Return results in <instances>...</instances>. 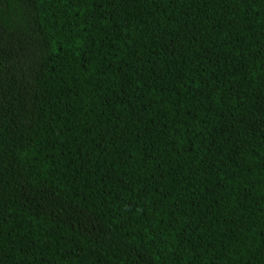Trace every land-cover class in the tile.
Instances as JSON below:
<instances>
[{
    "label": "trees",
    "instance_id": "trees-1",
    "mask_svg": "<svg viewBox=\"0 0 264 264\" xmlns=\"http://www.w3.org/2000/svg\"><path fill=\"white\" fill-rule=\"evenodd\" d=\"M0 264H264V0H0Z\"/></svg>",
    "mask_w": 264,
    "mask_h": 264
}]
</instances>
